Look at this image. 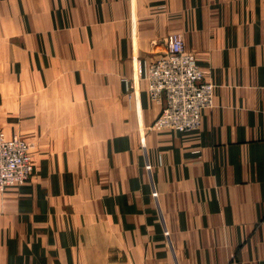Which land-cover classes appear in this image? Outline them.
Segmentation results:
<instances>
[{"label": "crops", "instance_id": "crops-1", "mask_svg": "<svg viewBox=\"0 0 264 264\" xmlns=\"http://www.w3.org/2000/svg\"><path fill=\"white\" fill-rule=\"evenodd\" d=\"M173 33L215 86L193 132L152 127ZM16 129L33 176L0 192V264H264V0H0Z\"/></svg>", "mask_w": 264, "mask_h": 264}, {"label": "built area", "instance_id": "built-area-1", "mask_svg": "<svg viewBox=\"0 0 264 264\" xmlns=\"http://www.w3.org/2000/svg\"><path fill=\"white\" fill-rule=\"evenodd\" d=\"M144 79L150 99L162 105L154 129L199 130L203 111L213 105L215 86L205 80L204 70L185 49L181 34L167 36L163 53L149 63ZM32 170L28 144L0 130V192L24 185Z\"/></svg>", "mask_w": 264, "mask_h": 264}, {"label": "rangeland", "instance_id": "rangeland-1", "mask_svg": "<svg viewBox=\"0 0 264 264\" xmlns=\"http://www.w3.org/2000/svg\"><path fill=\"white\" fill-rule=\"evenodd\" d=\"M4 133H6V132H4ZM6 135L7 136H18V137H20L21 139H23L26 143H27V140H28V138H27V134L24 132V131H20V130H18V129H16L15 131H13V132H11V133H9V134H7L6 133ZM28 144V143H27ZM29 146V145H28ZM33 164V163H32ZM32 176H33V170H32V175H31V177H30V179L27 181V182H29L30 180H31V178H32ZM26 182V183H27Z\"/></svg>", "mask_w": 264, "mask_h": 264}]
</instances>
